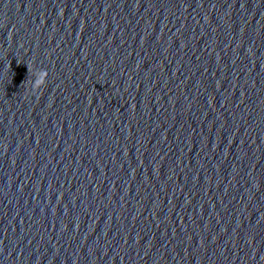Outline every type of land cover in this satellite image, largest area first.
<instances>
[{
    "label": "water",
    "instance_id": "95a60500",
    "mask_svg": "<svg viewBox=\"0 0 264 264\" xmlns=\"http://www.w3.org/2000/svg\"><path fill=\"white\" fill-rule=\"evenodd\" d=\"M0 264H264V0H0Z\"/></svg>",
    "mask_w": 264,
    "mask_h": 264
}]
</instances>
